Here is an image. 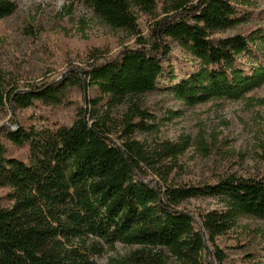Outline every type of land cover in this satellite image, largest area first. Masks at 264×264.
<instances>
[{"label": "trees", "instance_id": "trees-1", "mask_svg": "<svg viewBox=\"0 0 264 264\" xmlns=\"http://www.w3.org/2000/svg\"><path fill=\"white\" fill-rule=\"evenodd\" d=\"M107 27L134 40L115 59L94 61L70 70L57 82L20 89L0 75V108L26 110L68 105L72 89L94 88L91 110L79 108L70 126L36 128L14 122L4 139L28 151L27 159L8 158L0 142V264H94L104 247L120 244L125 256L107 264H225L217 246L240 216L264 220V177L221 176L214 183L173 185L163 155L176 147L147 154L133 139L144 131L140 98L156 91L161 60L171 53L168 40L198 61V69L166 92L187 106L215 100H241L264 84V68L250 74L236 57L249 52L247 38L214 35L241 23L233 0H87ZM16 10L14 0H0V20ZM147 19V35L138 15ZM264 46V33L255 32ZM173 81V79H172ZM127 108L120 131L94 110ZM88 104V105H89ZM89 114V119L87 115ZM146 128V127H145ZM116 136L119 144H115ZM152 175L156 180L149 181ZM196 198L218 199L222 211L199 216L200 227L181 205Z\"/></svg>", "mask_w": 264, "mask_h": 264}, {"label": "rangeland", "instance_id": "rangeland-1", "mask_svg": "<svg viewBox=\"0 0 264 264\" xmlns=\"http://www.w3.org/2000/svg\"><path fill=\"white\" fill-rule=\"evenodd\" d=\"M15 12L0 20V75H5L20 89L30 84L57 82L70 70H85L93 58L115 59L123 50L134 48V40L122 32L105 26L93 13L87 0H14ZM239 18L235 27L218 32L214 38L236 35L247 38L249 52L236 57L246 73L264 68V46L255 39V32L264 33V0H233ZM138 25L147 35V19L138 15ZM171 53L161 60L162 78L156 91L140 98L147 113L144 131L132 137L147 154L161 153L167 146L176 147L175 156L163 155L161 164L169 168L168 180L173 185L214 183L221 176L242 179L264 177V84L241 100H215L187 106L166 89L184 80L198 69V61L168 40ZM173 79V81H172ZM98 92L94 88L72 89L69 104L56 108L41 105L26 110L0 108V142L8 158L26 160L27 149L7 142L2 135L15 130L14 122L36 128L70 126L79 108L91 110ZM89 104V105H88ZM107 115L118 129L128 111L118 107L108 111L104 101L94 109ZM89 114L87 119H89ZM115 144H119L113 136ZM156 180L152 175L147 180ZM7 190L0 188V206H7ZM181 209L200 227L199 216L224 210L218 199L196 198L184 202ZM227 256L225 264H264V220L240 216L236 225L216 241ZM129 251L120 244L112 250L104 247L94 264H107L111 258L125 256Z\"/></svg>", "mask_w": 264, "mask_h": 264}]
</instances>
